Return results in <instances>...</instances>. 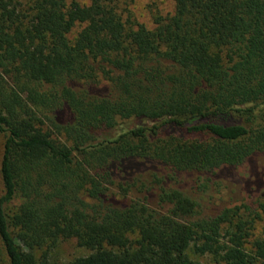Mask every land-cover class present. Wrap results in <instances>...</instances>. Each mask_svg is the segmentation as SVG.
Listing matches in <instances>:
<instances>
[{"label": "trees", "instance_id": "1", "mask_svg": "<svg viewBox=\"0 0 264 264\" xmlns=\"http://www.w3.org/2000/svg\"><path fill=\"white\" fill-rule=\"evenodd\" d=\"M172 2L0 0V264H264L263 192L166 182L264 155V0Z\"/></svg>", "mask_w": 264, "mask_h": 264}, {"label": "rangeland", "instance_id": "2", "mask_svg": "<svg viewBox=\"0 0 264 264\" xmlns=\"http://www.w3.org/2000/svg\"><path fill=\"white\" fill-rule=\"evenodd\" d=\"M131 8L136 17L151 28L153 16L171 13L173 2L172 0H131ZM92 88L101 93V87ZM133 124L131 122L129 125ZM2 144L3 137L0 135V153ZM166 182L169 186L179 188L197 200L204 213L215 214L223 207L243 198L250 199L257 193H264V155L256 156L239 167L223 168L213 175L178 174ZM155 198L153 195L150 203L156 206ZM126 202L120 200L119 204ZM261 226H264V222ZM90 252L86 248L77 246L74 239H68L59 242L58 247L51 252V259L66 263L74 258L86 256ZM193 258L197 259L196 256ZM198 260L203 264H218L209 255L199 257Z\"/></svg>", "mask_w": 264, "mask_h": 264}]
</instances>
